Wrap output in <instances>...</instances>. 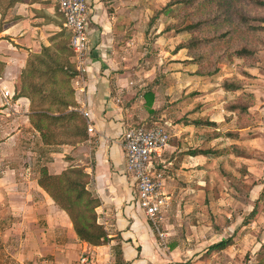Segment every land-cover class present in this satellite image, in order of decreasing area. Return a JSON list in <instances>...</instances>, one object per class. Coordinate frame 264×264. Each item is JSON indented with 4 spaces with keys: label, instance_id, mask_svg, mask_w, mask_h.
Instances as JSON below:
<instances>
[{
    "label": "crops",
    "instance_id": "obj_1",
    "mask_svg": "<svg viewBox=\"0 0 264 264\" xmlns=\"http://www.w3.org/2000/svg\"><path fill=\"white\" fill-rule=\"evenodd\" d=\"M86 1L88 50L80 66L72 58L79 75L71 85L93 131L76 145H45L30 124L29 100L15 96L27 59L49 46V38L63 24L56 1L18 0L3 18L0 14V264H74L83 253L95 264H206L234 244L209 251L227 237L203 250L197 248L198 238L178 235L177 225L167 219L171 213L178 216L180 202L168 194L177 192L176 177L189 181L198 175L187 174L184 167L213 157L185 154L199 148L182 152L181 142H169L162 179L167 202L154 226L139 206L134 180L125 172L122 145L124 132L133 125L130 120L136 119L135 108L139 103L145 107L144 87L134 91L140 78L147 77L137 60L141 21L148 17L137 15L135 0ZM173 128L174 133L168 130L173 138L198 130ZM43 166L51 174L70 166L84 168L90 177L87 189L99 200L96 214L108 235L105 245L90 247L77 240L66 213L38 185Z\"/></svg>",
    "mask_w": 264,
    "mask_h": 264
},
{
    "label": "rangeland",
    "instance_id": "obj_2",
    "mask_svg": "<svg viewBox=\"0 0 264 264\" xmlns=\"http://www.w3.org/2000/svg\"><path fill=\"white\" fill-rule=\"evenodd\" d=\"M169 1L135 0L137 15L147 16L148 20L144 21L145 17L141 21L138 40L141 57L137 60L147 77L140 78L134 92L154 81L151 106L156 112L151 119L161 116L164 120L157 123L189 127L174 124L186 116L217 123L216 128H198L196 132L175 137V141L181 142L182 152L187 148H226V153L201 159L197 166L182 169L189 175L196 172L198 175L189 181L176 177L177 192L168 195L176 197L175 203L180 202V211L178 216L169 214L167 220L177 225L178 235L198 238L201 244L197 248L202 246L203 250L213 242L234 235L235 244L206 264H254V256L264 242V31L239 36V45L234 37L227 46L215 49L214 55H208L203 62V69L217 71L211 76H198L195 74L197 66L190 63L186 49L173 53L190 34L176 33L169 27H184L190 23V18L185 17L181 22L179 17L185 16L187 11L178 4L171 7L169 14H161ZM236 4L264 20V8H249L243 0H237ZM242 44L255 50L253 57L240 59L230 55ZM203 52L206 51L200 50L198 54ZM224 52L226 57L220 59ZM224 80H237L241 89L224 91ZM141 104L135 108L136 119L130 120V124H140L147 116L148 111ZM231 104L245 106L247 110L228 111ZM173 126L168 128L170 133L175 132ZM217 133L220 135L212 139ZM229 133L237 137L230 138ZM179 189L182 193L178 194ZM255 200H258V214L243 223ZM190 243L196 246L194 240L190 239Z\"/></svg>",
    "mask_w": 264,
    "mask_h": 264
},
{
    "label": "trees",
    "instance_id": "obj_3",
    "mask_svg": "<svg viewBox=\"0 0 264 264\" xmlns=\"http://www.w3.org/2000/svg\"><path fill=\"white\" fill-rule=\"evenodd\" d=\"M18 0L0 1V14L3 18L5 11ZM237 0H174L169 1L161 10V14H169L173 5H181L187 11L185 16H180L181 22L185 17L190 18V23L178 28L170 26L169 30L176 33L187 32L190 38L186 42L177 45L173 50L176 54L181 49H186L191 58L190 63L197 66L195 72L198 76H211L217 70H204L203 62L207 56L214 55L215 49L229 44L235 37L239 45V36L247 33L260 34L264 31V20L255 13H248L244 8L236 4ZM249 8H264V0H243ZM61 15V13H60ZM62 16V15H61ZM203 16L204 18H201ZM63 19V17H62ZM64 21V20H63ZM50 45L43 46L38 54L29 56L26 65L21 72L16 97H24L29 100L28 117L32 127L39 133L45 145H76L87 138V121L80 113V107L74 99V89L71 85L79 72L76 68L74 52L69 44V32L61 24L59 32L49 38ZM200 50H204L198 54ZM226 52L221 53L220 59ZM255 50L242 44L231 51L232 56L240 59L251 58ZM0 62V75L3 70ZM154 81L147 85L143 97L144 106L148 116L140 124L134 126H151L159 121H164L161 116L151 119L156 110L152 109V86ZM156 83V82H155ZM222 89L226 92H236L241 89L237 80H224ZM228 111H246L245 106L230 105ZM152 122L151 124H148ZM173 123H170L171 126ZM174 124L193 126L196 128H216L217 123L200 118L181 117ZM215 134L211 138H217ZM230 138H236V134H227ZM174 140L170 135L169 142ZM226 153V148L218 149H189L185 154L205 155L210 157L220 156ZM90 177L81 166L67 167L59 174H51L46 167H41L38 175V185L50 196L54 203L63 210L71 221L73 231L80 242L90 247L105 245L108 235L104 226L97 221L96 208L99 200L87 189ZM258 200L248 215L243 219L247 223L258 214ZM235 244L234 235L227 237L210 246V250L221 251ZM262 249V250H261ZM264 242L254 257V264H264Z\"/></svg>",
    "mask_w": 264,
    "mask_h": 264
},
{
    "label": "built area",
    "instance_id": "obj_4",
    "mask_svg": "<svg viewBox=\"0 0 264 264\" xmlns=\"http://www.w3.org/2000/svg\"><path fill=\"white\" fill-rule=\"evenodd\" d=\"M63 17V26L69 32V44L80 66L88 50L86 0H55ZM92 132V126L87 127ZM167 124L134 126L122 136L125 154V172L134 180L137 200L150 222L157 226L162 219V209L167 198L163 192V152L169 144ZM162 237V234H159ZM74 264H95L83 253Z\"/></svg>",
    "mask_w": 264,
    "mask_h": 264
}]
</instances>
